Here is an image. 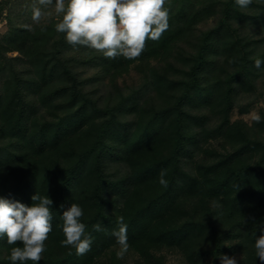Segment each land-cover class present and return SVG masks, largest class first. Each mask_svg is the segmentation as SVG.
I'll return each mask as SVG.
<instances>
[{
    "label": "trees",
    "instance_id": "trees-1",
    "mask_svg": "<svg viewBox=\"0 0 264 264\" xmlns=\"http://www.w3.org/2000/svg\"><path fill=\"white\" fill-rule=\"evenodd\" d=\"M165 7L168 30L136 60L88 47L75 57L66 34L55 31L61 17L11 24L0 38V198L31 206L38 192L53 201L38 264H123L111 235L120 216L132 264H166L169 251L188 264H220L221 255L260 264L264 110L260 123L230 115L237 96L255 89L263 68L255 61L264 54H251L235 0H166ZM212 16L211 26L198 27ZM76 61L94 68L107 95H93ZM131 69L141 82L126 92L118 79ZM72 203L94 238L83 255L61 244L60 215ZM14 246L22 247L0 238V264H11Z\"/></svg>",
    "mask_w": 264,
    "mask_h": 264
},
{
    "label": "clouds",
    "instance_id": "clouds-1",
    "mask_svg": "<svg viewBox=\"0 0 264 264\" xmlns=\"http://www.w3.org/2000/svg\"><path fill=\"white\" fill-rule=\"evenodd\" d=\"M253 0H235L241 9ZM166 0H34L32 19L39 22L42 17L54 12L61 17L55 24V31L65 33L66 40L73 46H85L101 52L108 59L124 57L138 59L149 40L158 41L169 28V9ZM264 61L257 59L255 67L261 68ZM256 123L261 122L259 114H253ZM166 171L159 173V183L167 187ZM240 185L236 184L238 191ZM235 191V192H236ZM31 206L5 198H0V238H5L11 247V264H38L46 251V241L53 230V201L38 192L31 197ZM63 208V205H61ZM83 208L72 203L62 212V246L73 247L80 255L91 249L93 237L81 222ZM252 219V218H249ZM247 222V220H245ZM253 223L255 221L253 220ZM93 231H101V224L92 226ZM260 235L255 239V250L260 264H264V224L258 226ZM128 225L124 217H118V230L111 233L116 238L123 258L130 245L127 237ZM220 264H238L236 256L221 255Z\"/></svg>",
    "mask_w": 264,
    "mask_h": 264
},
{
    "label": "rangeland",
    "instance_id": "rangeland-1",
    "mask_svg": "<svg viewBox=\"0 0 264 264\" xmlns=\"http://www.w3.org/2000/svg\"><path fill=\"white\" fill-rule=\"evenodd\" d=\"M33 3L34 0H7L5 7L0 14V38L6 33L9 25L11 24L31 28L34 25L45 22L47 23L52 18L58 17L54 12V8H49L47 11L50 15L42 17L39 22H34L31 11ZM252 3L253 5L251 4L249 7L243 9L242 12L244 18H239L240 20L237 23L242 36L249 42L251 54H264V21L262 20V17H260V7L264 4V0H253ZM254 15L257 17H253ZM216 18V16H212L207 21L199 24L198 27L205 28L211 26L214 21H216ZM82 48H85V46H72V55L78 58L81 54ZM16 55L17 53L12 52L8 53L7 57L12 59ZM76 64L81 72V77L87 80V88L93 90V95L95 94L102 98L107 95V91H110L111 89L106 83L95 79L94 68L91 65H80L78 61H76ZM2 80L3 74H0V86L2 84ZM140 82V74L135 69H131L128 73L118 79L119 86L126 92L134 87H138ZM254 88L255 89L252 93L240 94L237 96V104L230 115L231 120L242 119L246 123L251 124L253 121V114H259L260 110H264V64L263 68L258 71V77L255 79ZM241 106H246L248 108L247 112L240 113L239 108ZM114 167L117 168V165H114ZM165 255L166 264H188L178 252L169 251L166 252ZM133 260L134 258L129 253H125L122 258L123 264H132Z\"/></svg>",
    "mask_w": 264,
    "mask_h": 264
}]
</instances>
